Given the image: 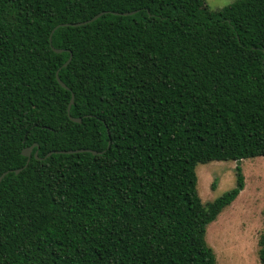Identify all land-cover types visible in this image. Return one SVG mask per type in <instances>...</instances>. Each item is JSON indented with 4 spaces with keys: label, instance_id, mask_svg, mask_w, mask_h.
<instances>
[{
    "label": "trees",
    "instance_id": "16d2710c",
    "mask_svg": "<svg viewBox=\"0 0 264 264\" xmlns=\"http://www.w3.org/2000/svg\"><path fill=\"white\" fill-rule=\"evenodd\" d=\"M258 155L264 0H0V264H217L197 164Z\"/></svg>",
    "mask_w": 264,
    "mask_h": 264
},
{
    "label": "rangeland",
    "instance_id": "374dc122",
    "mask_svg": "<svg viewBox=\"0 0 264 264\" xmlns=\"http://www.w3.org/2000/svg\"><path fill=\"white\" fill-rule=\"evenodd\" d=\"M219 10L235 0H205ZM241 168L245 186L231 205L226 206L207 226L206 240L217 264H260L259 239L264 234V155L240 161H209L196 167L197 190L208 203L237 183Z\"/></svg>",
    "mask_w": 264,
    "mask_h": 264
},
{
    "label": "water",
    "instance_id": "95a60500",
    "mask_svg": "<svg viewBox=\"0 0 264 264\" xmlns=\"http://www.w3.org/2000/svg\"><path fill=\"white\" fill-rule=\"evenodd\" d=\"M129 12H124V14H128ZM131 13V12H130ZM103 14V12L101 13H98L96 14L95 16H93L92 18L88 19V20H84V21H81V22H75V23H67V24H73V25H82V24H85V23H88V22H91L95 19H97L99 16H101ZM60 25H66V24H60ZM58 25V26H60ZM57 26V27H58ZM52 38V34H51V37H50V40ZM54 50L56 52H61L63 51L64 49H57V48H54ZM71 58L72 56L69 57V59L64 63V66H66L70 61H71ZM57 80L60 82V84L65 87V88H68V86L62 81V79L60 78L59 76V73L57 72ZM74 103V94H72V97H71V100L68 104V113L70 114V109H71V106L72 104ZM71 119L74 120V121H77V122H81V118L80 117H73L71 116ZM36 146V143L30 145V146H27L25 147L23 150H22V154L27 156L28 157V161L32 155V152H33V149L34 147ZM79 151H90L92 153H99L100 151H97V150H94V149H89V148H82V149H75V150H59L58 152H66V153H72V152H79ZM52 152H49L48 155H50ZM35 156L38 157V152L35 153ZM27 165V164H26ZM22 168H19V169H16L15 172L18 173ZM8 171H5L3 172L1 175H0V183H1V180L2 178L4 177L5 174H7Z\"/></svg>",
    "mask_w": 264,
    "mask_h": 264
}]
</instances>
